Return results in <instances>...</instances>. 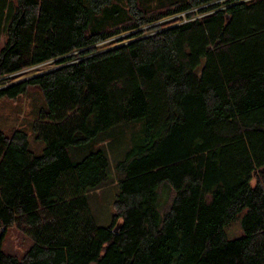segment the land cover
<instances>
[{
	"label": "trees",
	"instance_id": "1",
	"mask_svg": "<svg viewBox=\"0 0 264 264\" xmlns=\"http://www.w3.org/2000/svg\"><path fill=\"white\" fill-rule=\"evenodd\" d=\"M120 1L129 17L102 27ZM140 1L0 0V80L56 64L0 89L15 99L35 85L46 103L41 154L25 131L0 130V264H264V0H176L158 14ZM142 120L99 226L88 194L109 157L70 151ZM245 210V235L228 238ZM14 225L34 239L23 258L2 249Z\"/></svg>",
	"mask_w": 264,
	"mask_h": 264
},
{
	"label": "rangeland",
	"instance_id": "2",
	"mask_svg": "<svg viewBox=\"0 0 264 264\" xmlns=\"http://www.w3.org/2000/svg\"><path fill=\"white\" fill-rule=\"evenodd\" d=\"M15 1V0H14ZM176 0H143L140 1V5L144 8H148L150 11H156L158 14L161 11L166 10L167 6L171 2ZM115 9L109 10L100 21L102 27H110L123 21L125 17H129V7L127 3L116 2ZM169 19H165L164 22H168ZM188 18H185V21ZM125 34L119 39L127 37ZM5 36H0V51L5 43ZM117 39L110 40L106 47H114L117 44ZM56 64H49L44 66L43 71L52 70ZM34 72L26 73L23 76L11 77L10 83H17L22 79L28 80L32 78ZM10 86V85H9ZM46 103L44 96L39 87L35 86L28 89L27 93L20 95L15 99L4 97L0 99V130L6 135L13 134L16 130L25 131L29 137L31 150L34 154L39 155L43 152L45 144L42 141L36 139V135L33 131L34 123L39 119L40 113L46 109ZM145 122L133 121L127 124L118 125L103 133H100L96 140L88 143L82 147H76L70 151V154L77 162L82 160L90 154V152L98 149H103L107 152L110 160V175L109 179L103 183L98 189L91 191L88 194V199L92 213L99 226H109L112 223L113 215L115 214V199L117 194V185L120 179V175L116 170L117 162L124 159L125 153L132 147L135 141L140 140L142 130ZM165 198L166 195H163ZM247 210L240 213L234 221H232L226 228V234L230 239H238L245 235L242 228V219L246 215ZM33 237L24 229L18 225L12 226L3 241V251L6 254L14 255L18 258L26 256V252L33 246Z\"/></svg>",
	"mask_w": 264,
	"mask_h": 264
},
{
	"label": "built area",
	"instance_id": "3",
	"mask_svg": "<svg viewBox=\"0 0 264 264\" xmlns=\"http://www.w3.org/2000/svg\"><path fill=\"white\" fill-rule=\"evenodd\" d=\"M179 18L185 20V18H187V13L179 14L178 16H175L172 19H179ZM49 64L50 65L51 64H55V61H50V62H47V63H42V64H39V65H36V66H33V67H29V68L20 70L19 72L15 73L13 75L6 76L4 79L0 80V89H2L3 87H6V86L12 85L13 83L9 84L10 83V80L9 79L11 77H13V76H18L19 77V76L25 75L26 73H32V72H34V75L33 76H38L40 74H43L45 72H48V71H43V69H44V66H47ZM55 68H56V66L53 69H55ZM24 80L25 79H22L21 81H24ZM21 81H19V82L21 83Z\"/></svg>",
	"mask_w": 264,
	"mask_h": 264
},
{
	"label": "water",
	"instance_id": "4",
	"mask_svg": "<svg viewBox=\"0 0 264 264\" xmlns=\"http://www.w3.org/2000/svg\"><path fill=\"white\" fill-rule=\"evenodd\" d=\"M118 231V228L116 229V232Z\"/></svg>",
	"mask_w": 264,
	"mask_h": 264
}]
</instances>
